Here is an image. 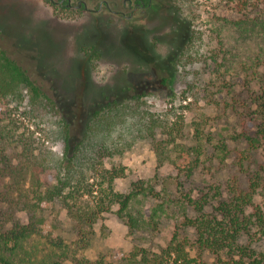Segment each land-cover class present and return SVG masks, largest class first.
<instances>
[{
  "label": "rangeland",
  "instance_id": "1",
  "mask_svg": "<svg viewBox=\"0 0 264 264\" xmlns=\"http://www.w3.org/2000/svg\"><path fill=\"white\" fill-rule=\"evenodd\" d=\"M84 1L89 8L99 2ZM104 1L108 8L99 12L71 8L67 14L49 0H0V47L68 114L71 146L98 102L117 96L143 93L157 115L173 120L181 114L182 129L161 157L141 140L105 163L125 167L114 181L116 191L128 193L138 181L147 187L130 202L133 227L114 205L92 225L90 243L80 249L77 227L65 209L59 201L48 203L37 212L40 233L13 250L29 264L54 257L44 234L73 246L78 255H103L110 263L135 247L159 252L175 233L192 243L196 234L186 219H221L218 207L228 201L232 186L246 191L254 180L257 190L243 213H264V140L252 146L243 138L253 135L262 119L264 0H151L131 17L126 0ZM19 120L26 125L24 117ZM196 128L202 131L200 162L179 170L182 149L197 144ZM52 148L60 153L62 144ZM13 212L29 222L26 210ZM237 241L256 250L264 264V236L256 226ZM188 252L204 264H238L240 257L196 247Z\"/></svg>",
  "mask_w": 264,
  "mask_h": 264
},
{
  "label": "trees",
  "instance_id": "2",
  "mask_svg": "<svg viewBox=\"0 0 264 264\" xmlns=\"http://www.w3.org/2000/svg\"><path fill=\"white\" fill-rule=\"evenodd\" d=\"M60 8L67 14L72 12L65 5ZM142 97L140 93L98 102L85 121L81 136L71 146L68 114L0 47V264H29L25 256L13 251L15 245L40 233L37 212L55 201L60 202L77 227L75 247L80 249L90 243L92 225L114 205L116 214L126 217L133 227L134 218L128 213L130 202L137 194L145 193L147 187L138 181L128 193L116 191L114 181L124 175L125 167H106L105 163L141 140L151 143L161 157L167 145L175 144L183 119L181 114L173 120L157 115ZM260 99L262 119L253 135H243L252 146L260 138L264 140V90ZM20 116L26 119V125L22 121L20 125ZM201 133L196 128L197 144L182 149L184 161L177 165L179 170L193 169L200 162ZM58 142L62 144L60 153L52 148ZM257 185V181H251L246 191L233 185L228 201L218 207L222 214L219 220L201 216L186 219V225L195 230L192 243L175 233L159 252L135 247L110 263L103 255L93 259L78 255L73 246L44 234V242L54 252V257L44 264H204L189 255L191 247L239 255L238 264H244V257L250 258L251 264H259L263 257L237 241L251 226L264 236V213L260 209L249 215L243 213L244 207L252 205ZM14 208L26 210L29 222H20ZM9 243L13 246L9 247Z\"/></svg>",
  "mask_w": 264,
  "mask_h": 264
},
{
  "label": "flooded vegetation",
  "instance_id": "3",
  "mask_svg": "<svg viewBox=\"0 0 264 264\" xmlns=\"http://www.w3.org/2000/svg\"><path fill=\"white\" fill-rule=\"evenodd\" d=\"M49 1L54 5H65L68 8L83 9L88 12H99L103 9V7L108 8V4L104 0H99L96 8L87 7V2L84 0H76L75 5L72 3V0H49ZM150 4H151V0H134L133 2L131 0H126L125 2H123V6L127 7V9L129 10L128 17H131L136 10L150 6ZM113 12L119 15L124 14L121 11L119 12L114 10Z\"/></svg>",
  "mask_w": 264,
  "mask_h": 264
},
{
  "label": "water",
  "instance_id": "4",
  "mask_svg": "<svg viewBox=\"0 0 264 264\" xmlns=\"http://www.w3.org/2000/svg\"><path fill=\"white\" fill-rule=\"evenodd\" d=\"M80 3V2H79ZM88 10H90V9H88Z\"/></svg>",
  "mask_w": 264,
  "mask_h": 264
}]
</instances>
